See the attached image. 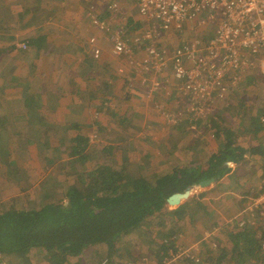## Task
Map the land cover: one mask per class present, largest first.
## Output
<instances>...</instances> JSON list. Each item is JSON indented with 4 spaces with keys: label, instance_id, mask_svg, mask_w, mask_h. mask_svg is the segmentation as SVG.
<instances>
[{
    "label": "trees",
    "instance_id": "trees-1",
    "mask_svg": "<svg viewBox=\"0 0 264 264\" xmlns=\"http://www.w3.org/2000/svg\"><path fill=\"white\" fill-rule=\"evenodd\" d=\"M48 10L50 15L57 16L58 9L52 7ZM74 29H60L59 36L56 35L58 38L53 36L58 44L54 48L66 46L70 49ZM51 36L49 33L40 34L24 43L36 50L46 49L50 46ZM59 40L63 44H59ZM8 47L0 48L1 53L13 49L12 45ZM89 47L90 43H85V48ZM85 56L82 62L89 58ZM85 78L90 81L92 79L87 76ZM106 86L112 89V83L108 82L98 87L104 98L111 95V92H105ZM25 91L30 97L28 87ZM127 97L131 98L132 94ZM26 102L31 100L27 99ZM240 103L245 104L243 100ZM101 106L107 112L111 110V107H106L107 104ZM245 109L246 104L241 111ZM251 109L249 107L247 110ZM121 111H110L111 124L121 129V135L108 137L111 133L108 129L104 131L105 127L89 130L86 126H78L72 134L65 132L46 137V145L52 143L53 156L47 158L48 166L41 175L45 183L38 190L45 189L50 182L55 186L53 194L42 197L41 203L34 206L31 203L36 200V191L20 196L25 192L23 188L19 197L17 193L14 196V192H11V198L0 201V251L7 256L9 264H81L88 248L94 249L96 245L102 244L107 246L110 255L117 257V264H123L131 255L127 247L129 242L125 238L130 234L136 236L138 241L142 237L144 242H150V246L158 244L155 253L166 255L172 245L166 244L164 239L185 234L184 231L198 221L205 230L212 228L216 222L209 217L210 209L205 200L191 202L188 199L176 206V209L169 207L157 210L154 206L202 181L214 178L211 184H218L232 169L230 162H245V156L248 155L264 157V147L242 145V141L247 139L243 130L235 131L226 127L220 122L224 121L223 118L214 117L209 133L213 136L211 142L206 141L209 135H198L187 128L190 121L186 119L185 123L179 122L170 128L168 138L170 141L174 139V142L166 144L168 140L159 141L158 145L163 150L160 153L163 161L170 165L168 169H178L176 158L182 159L183 165L187 166L186 175L179 180H167V175L160 176V172L148 175L147 170L151 166L155 167L150 164L152 156L154 161L156 156L151 152H148V156L143 155L136 146L131 149L123 146L122 141L125 133L131 130L135 113L132 108ZM217 115L223 117L224 113ZM91 130L96 133L95 139L89 137ZM257 132L252 129L250 133ZM191 133L197 136L193 142H188L185 147L187 153H183L179 149L180 141ZM105 134L107 138H102ZM262 160L264 169V158ZM51 165L55 167L50 169ZM153 178L156 179L153 181ZM62 182L61 186H57ZM263 190L264 187L254 195ZM235 225L236 231L225 230L226 238L222 245L216 248L204 246L199 254L200 262L187 261L183 264H263L264 225L258 223L246 228ZM40 257L43 260L40 261ZM102 261L103 258L93 262L100 264Z\"/></svg>",
    "mask_w": 264,
    "mask_h": 264
},
{
    "label": "rangeland",
    "instance_id": "rangeland-1",
    "mask_svg": "<svg viewBox=\"0 0 264 264\" xmlns=\"http://www.w3.org/2000/svg\"><path fill=\"white\" fill-rule=\"evenodd\" d=\"M123 1L126 2V7H124L125 13L117 15V18H121L122 20H124L127 26V39L129 42V46H134V54L132 58H129L125 55L115 54L113 52V43L108 38L107 34L103 31L98 30L89 22L90 17L86 7L87 5L89 6L91 2L97 3L98 0H51V3L46 5L54 6L56 10L58 9V12L56 13L57 16L60 15L61 19L64 20L68 17L76 18V15L78 14L81 16V9L83 8L84 18L82 20L85 21H83L84 24H82V26H88L89 22L91 26L101 32L102 38L110 43V53L113 59L117 62V65L114 68L111 67V63L107 64L109 68L105 67L104 72L109 75H118L121 79L120 87H122V89L118 91L117 89H109V87H105L106 93L107 91L111 92V95H109L108 97L113 98L112 106H110V111L113 110V107H117V109H119V107H124L123 110L128 108L133 109V113L135 114L132 116V123L130 127L131 130L125 133L122 142L124 144L123 146L127 149H131L132 146H136L138 150L143 153V155L146 154L148 156L150 154L148 152L154 153V156H156L155 161L154 157L152 156L153 159L151 160L150 164H154L155 167L152 168L153 166L150 165L151 168L147 170V174L151 175L154 172H160V176H166L174 171L168 169L170 165L166 164V162L163 161L162 155H160L161 151L163 150L162 148L160 149L158 145H160L159 141L165 142L166 140H168L166 144L172 141L174 142V139L170 141V139L168 138L170 137V128L178 125L179 122L185 123L184 121L186 119L190 121V124L187 125V128L192 131L194 130V132H196L195 134L199 135L201 133L200 135H209L214 117L216 116L220 119L223 118L224 121L220 122H222L226 127H230L235 131L243 130V133L247 139L242 141V145L244 144L245 146L249 147V145L252 146V142H257L264 147V134H262L263 131L259 129V126L264 125V122L259 124V122L262 120H258L259 122L256 121L257 119L255 121L253 120L254 118L259 117L261 119L264 118V73L262 74L261 70L258 67H254L252 69L248 68L249 71L243 72L242 74L243 81L241 82V86H239L234 91L231 90L229 94L230 98L221 101L215 100L213 103L211 102L205 105V109L208 112L206 111L205 114H202L200 108H198L200 104L195 100V96L187 89H184V87H182L181 85H179L178 87V81L174 75L170 63L165 67V69L149 67V70L141 69L137 65V63L140 60H143L145 56V46L147 42L145 40H141L139 42L134 41V35L140 34L143 31L147 30V28L151 27L154 36L153 40H155V43H157L158 48L170 55L173 49H175L179 45L191 42L196 38L201 41L200 43L202 47H206V41L209 39L213 30H215L214 26H211L210 24L207 25L197 23L194 25L193 29L186 28L183 32H175L174 29H172V32L168 33L165 31H161L158 24H153V22L147 21L146 19L142 18L141 15L137 12L138 8H135L134 2H130L129 0ZM110 2H113V0H107V3L103 5V7L106 9L107 5ZM61 7L63 8V10H59V8ZM73 7L77 9L79 8L78 11L72 9ZM47 9H49V6H47ZM100 9H102L101 6ZM41 15H44V13L42 12ZM218 17L219 16L214 19V23L217 21ZM81 18H79L78 20H80ZM68 25L72 31L74 25L72 23ZM74 32H77V28L74 29ZM91 37L89 38V40L91 39ZM95 37L97 38V44L103 51V47L99 44V36ZM24 42L25 41L19 43V47L21 49L22 47L20 45ZM58 43L63 44L61 40H59ZM28 48L29 46L24 50H27ZM103 59L104 58H102L101 61H103ZM124 59L127 61V63ZM129 61H131L132 63L130 62V64ZM91 67L93 66L87 62L86 68L91 69ZM127 67H132V73L127 70ZM87 71L84 73L85 75L88 74L89 71ZM82 73V69L75 71V75H80ZM129 94H132L131 98L127 97ZM241 100H243V102H245L246 104V109L244 112H242L241 110L243 109V106L245 104H239V101ZM119 101H122L123 103L119 104ZM249 107H252V109L247 110ZM99 108L100 105L97 104V109L93 110V117H95L94 119H98V117H101V112L110 115V111L107 112ZM209 111L211 112L209 113ZM221 112L224 113L223 117H219L217 115ZM198 121H201L199 125L197 124ZM111 123L108 125V127L104 128V131L108 129L109 133H111L108 135V137L116 136L117 134L121 135V129L114 127ZM256 126H258V129H256ZM99 127L100 126L96 127L95 125V129ZM252 129L257 130L258 132L250 133ZM89 133L92 134L95 132L91 130L89 131ZM106 134L104 137H100L107 138ZM195 134H188L182 141H180L179 149L183 153H187L185 147L188 145L189 141L190 143L193 142V139L197 136ZM212 137L213 136L209 135L211 141H213ZM209 138L206 137V141L209 142ZM47 154L49 156H53L51 150L47 151ZM189 157H192V155L189 154ZM176 161V164H179L178 169H185L187 167L183 165L182 159L176 158ZM54 165H51L50 169ZM238 166L239 165L235 163L231 166L232 169L236 168L237 172L235 175H232L226 183H222L219 185L210 184L208 187L199 188L189 198L191 199V202H194L199 198L201 201L205 200L207 202V207L210 209V211H208L209 215H211V212L213 211L212 217L214 218L213 221L216 222V224L210 229H216L215 236H211L212 241L217 243L216 247H218L219 244H223L226 238V229H228L229 231L235 230L233 219L237 215L238 209H241L243 206H245L248 203L249 198L254 196V193L258 191L252 188L250 189V184L252 182L246 183L247 181H250V179H252V181H255L256 179V172H250V168L248 169L249 166L253 168L254 163L249 162L247 166L241 170H239L240 167ZM241 167L243 168V166ZM254 169L256 170L255 167ZM155 179L156 178H153L152 180L154 181ZM9 184L13 183L10 182ZM48 184V186H45V189L36 190V200H33V203H31L32 205H38L39 202L41 203L42 197L53 194L55 186L50 184V182ZM61 184H63V182L58 183L57 186H61ZM40 192H42V194H39ZM15 193L18 194L20 192L18 189H16ZM8 196L10 195H3L0 191V201L7 199ZM175 207H165L164 210L167 208L176 209ZM197 225L199 227H197ZM206 231L207 230L201 228L198 221L196 225L193 224V226H190L184 231V238L180 239V241H182L183 243L185 241L191 242L192 240H196L198 236H201L196 240V243H198L202 239ZM125 238L126 241L129 242L127 244V247L131 250V255L130 258H126L122 262L123 264H127L131 260L137 262L138 264H143V262L139 259L141 256L150 257L151 259L158 258L160 256L161 252L155 253L159 248L158 244L150 246V242H144L142 237L141 240L139 239L140 241H138L137 237L131 234L125 236ZM193 243H195V241ZM87 251L88 252L84 255V259L82 260L81 264H95V261L98 262V259L102 258L103 261L107 259L109 262L108 264H117V257H113L109 254L106 245H96L94 249L88 248ZM41 260H43V258L40 257V261Z\"/></svg>",
    "mask_w": 264,
    "mask_h": 264
},
{
    "label": "crops",
    "instance_id": "crops-1",
    "mask_svg": "<svg viewBox=\"0 0 264 264\" xmlns=\"http://www.w3.org/2000/svg\"><path fill=\"white\" fill-rule=\"evenodd\" d=\"M50 3L51 0H0V48L9 49V45L13 46L9 52L2 54L0 51V89H4L0 91V191L3 195L14 192L15 196L16 189L21 193L24 188L25 192L21 195L18 193L19 197L40 189L45 183L41 175L44 167L48 166L47 158L50 157L47 151H52V143L46 145V137L65 132L72 134L78 126H86L89 130L95 129V125L108 127L111 123L109 114L101 112L98 119L93 117L97 104L100 105L99 109H103L101 105L105 104L106 107L112 106L113 98L102 97L98 87L108 82L112 83V89H120V77L116 75L115 78L114 74L104 72L105 67L109 68L107 64L111 63L114 68L117 65L110 53L111 45L102 38L100 31L91 26L90 21L88 26H82L85 21L82 20L83 8L81 16L78 14L76 18L68 17L64 20L60 15H50L47 6L54 7L46 5ZM86 8L88 10V5ZM135 8L137 9L136 5ZM72 9L78 11L79 8ZM42 12L44 15H41ZM79 18L81 19L78 20ZM71 23L77 28L71 40V48L57 47V50L54 48L58 45L57 40L53 36L57 37L60 29L71 31L68 25ZM45 33L52 35L48 48L36 50L29 45L24 50L19 47V43ZM93 35L99 36V44L103 47L98 59H95L91 45L85 48V43ZM85 55L89 58L82 62ZM87 62L93 66L91 69L84 66ZM127 68L132 73V67ZM80 69L83 73L75 75V71ZM86 71L87 75L84 74ZM10 72L14 78L10 77ZM91 74L95 76L90 77ZM84 76L92 78L91 81ZM26 87L29 88L30 97L26 94ZM27 99L31 102L27 103ZM123 109L124 107H113L112 111L120 112ZM254 119L261 120L260 117ZM259 128L264 134V125ZM209 140L211 142V138ZM251 145L263 148L257 142H252ZM4 150L8 152L4 153ZM263 158L258 154L248 155L245 162L235 163L239 165V170L244 169L249 162L254 163L256 170L248 167L250 172H256L255 181L250 179L246 182H252L250 189L259 190L264 187V178H261L264 175ZM236 172V168L231 169L218 185L226 183ZM10 182L13 184H9ZM212 212L209 215L211 219ZM196 240L185 242L191 244Z\"/></svg>",
    "mask_w": 264,
    "mask_h": 264
},
{
    "label": "built area",
    "instance_id": "built-area-1",
    "mask_svg": "<svg viewBox=\"0 0 264 264\" xmlns=\"http://www.w3.org/2000/svg\"><path fill=\"white\" fill-rule=\"evenodd\" d=\"M134 2L142 18L158 24L161 31L183 32L193 29L197 23L214 26L212 34L202 47L199 39L181 44L171 54L160 50L155 43L152 28L134 35V41L145 40V56L137 65L141 69H165L170 63L181 85L195 96L205 114V105L215 100H227L229 94L241 86L243 72L258 67L264 73V0H129ZM107 0L91 2L88 6L89 21L98 30L107 34L113 43V52L132 58L134 46H129L127 26L117 15L124 14L126 2L113 0L105 9ZM100 6L102 9H100ZM218 17L214 23V19ZM153 27V26H152ZM132 39V38H131ZM95 58H100L102 49L97 38L89 40ZM27 48L26 43L20 45ZM264 98V92H263ZM208 112V111H207ZM211 111H209L210 113ZM264 122V118L261 119ZM95 139L96 133H89ZM264 223V190L249 198L233 219L238 228ZM217 228V227H216ZM215 229V228H214ZM207 229L196 243L184 244V234L164 239L172 245L166 255L158 258L140 257L143 264H183L200 262V253L205 245L216 247L212 241L216 229ZM108 260L100 264H108ZM0 264H9L7 256L0 251ZM127 264H138L131 260Z\"/></svg>",
    "mask_w": 264,
    "mask_h": 264
},
{
    "label": "water",
    "instance_id": "water-1",
    "mask_svg": "<svg viewBox=\"0 0 264 264\" xmlns=\"http://www.w3.org/2000/svg\"><path fill=\"white\" fill-rule=\"evenodd\" d=\"M233 163V162H230ZM186 175L185 169H176L171 174L166 176L167 180H179ZM214 181V178L210 180H205L200 183L194 184L188 187L183 192H177L170 196L166 201L158 202L154 207L155 209H164L165 207H175L179 204L187 201L199 188H204L209 186Z\"/></svg>",
    "mask_w": 264,
    "mask_h": 264
},
{
    "label": "clouds",
    "instance_id": "clouds-1",
    "mask_svg": "<svg viewBox=\"0 0 264 264\" xmlns=\"http://www.w3.org/2000/svg\"><path fill=\"white\" fill-rule=\"evenodd\" d=\"M90 43V42H89ZM260 120V119H259ZM261 123H263V122H261ZM261 123H259V124H261ZM234 163H230V166H232ZM207 230V229H206Z\"/></svg>",
    "mask_w": 264,
    "mask_h": 264
}]
</instances>
